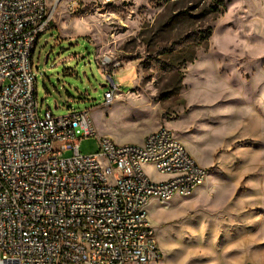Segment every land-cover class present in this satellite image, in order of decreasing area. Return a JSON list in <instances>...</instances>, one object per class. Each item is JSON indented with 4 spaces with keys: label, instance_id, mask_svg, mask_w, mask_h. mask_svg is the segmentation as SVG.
<instances>
[{
    "label": "rangeland",
    "instance_id": "obj_1",
    "mask_svg": "<svg viewBox=\"0 0 264 264\" xmlns=\"http://www.w3.org/2000/svg\"><path fill=\"white\" fill-rule=\"evenodd\" d=\"M47 2L33 58L42 114L90 110L118 144L165 126L208 169L194 194L147 206L161 264H264V0ZM109 76L122 93L111 106ZM98 148L80 142L84 155Z\"/></svg>",
    "mask_w": 264,
    "mask_h": 264
},
{
    "label": "built area",
    "instance_id": "obj_2",
    "mask_svg": "<svg viewBox=\"0 0 264 264\" xmlns=\"http://www.w3.org/2000/svg\"><path fill=\"white\" fill-rule=\"evenodd\" d=\"M49 10L47 0H0V264H155L149 202L192 195L208 169L165 126L118 144L98 136L90 110L42 114L33 58ZM88 137L99 148L84 155ZM148 164L169 178L152 181Z\"/></svg>",
    "mask_w": 264,
    "mask_h": 264
},
{
    "label": "trees",
    "instance_id": "obj_3",
    "mask_svg": "<svg viewBox=\"0 0 264 264\" xmlns=\"http://www.w3.org/2000/svg\"><path fill=\"white\" fill-rule=\"evenodd\" d=\"M207 35L202 37L204 38L203 41H199L198 44L194 45V47H191V49L188 51L187 53V56H186V59H183L182 62L183 64H186L188 62L190 63H193L196 59V54H197V51L200 49V48H204L206 47V45L208 44V41L209 39L211 38L212 36V29L209 27V29L206 31ZM178 63V65H180L181 63ZM113 78V77H112Z\"/></svg>",
    "mask_w": 264,
    "mask_h": 264
},
{
    "label": "crops",
    "instance_id": "obj_4",
    "mask_svg": "<svg viewBox=\"0 0 264 264\" xmlns=\"http://www.w3.org/2000/svg\"><path fill=\"white\" fill-rule=\"evenodd\" d=\"M120 87H121V85H120ZM121 96H122V93L117 89V90H116V97H115V99H116V98H121ZM114 101H115V100H114ZM114 101L112 102V104L114 103ZM112 104H111V105H112ZM111 105H107V106H111ZM156 130H157V129H156ZM153 131H154V130H153ZM150 132H152V131H150ZM150 132H148V133H150ZM148 133H146V134H144V135L142 136V138H141V142H140V143L143 142L144 137H145ZM152 169H154V166H153L152 164H148V165L145 166V171H146L147 174H149L148 171H150V170H152ZM156 172H157V171H156ZM159 174H160V173H159ZM161 176H162V178H161L160 180H158V181H155V182L164 181V180H166V179L169 178V175L161 174ZM195 191H196V190H195ZM195 191H194V193H195ZM194 193H193V194H194ZM152 200L157 201L156 199H152ZM171 200H173V199H170L169 201H171ZM169 201H167V202H169ZM160 261L162 262V259H161ZM160 261L157 262V263H155V264H161ZM165 263H167V262L165 261Z\"/></svg>",
    "mask_w": 264,
    "mask_h": 264
},
{
    "label": "water",
    "instance_id": "obj_5",
    "mask_svg": "<svg viewBox=\"0 0 264 264\" xmlns=\"http://www.w3.org/2000/svg\"><path fill=\"white\" fill-rule=\"evenodd\" d=\"M109 79L112 82V84H115V82H114V80H113V78L111 76H109Z\"/></svg>",
    "mask_w": 264,
    "mask_h": 264
},
{
    "label": "bare ground",
    "instance_id": "obj_6",
    "mask_svg": "<svg viewBox=\"0 0 264 264\" xmlns=\"http://www.w3.org/2000/svg\"><path fill=\"white\" fill-rule=\"evenodd\" d=\"M208 178V177H207Z\"/></svg>",
    "mask_w": 264,
    "mask_h": 264
}]
</instances>
